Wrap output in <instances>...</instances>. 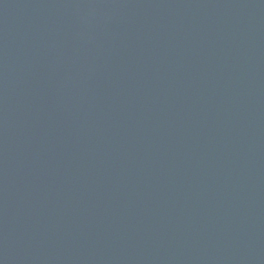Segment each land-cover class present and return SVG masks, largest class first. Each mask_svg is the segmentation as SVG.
Instances as JSON below:
<instances>
[{
	"label": "water",
	"instance_id": "1",
	"mask_svg": "<svg viewBox=\"0 0 264 264\" xmlns=\"http://www.w3.org/2000/svg\"><path fill=\"white\" fill-rule=\"evenodd\" d=\"M0 264H264V0H0Z\"/></svg>",
	"mask_w": 264,
	"mask_h": 264
}]
</instances>
